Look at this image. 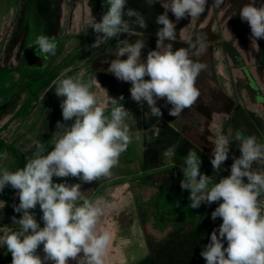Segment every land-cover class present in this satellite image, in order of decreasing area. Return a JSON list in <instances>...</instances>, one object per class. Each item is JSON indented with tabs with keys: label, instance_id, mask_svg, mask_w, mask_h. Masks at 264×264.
Here are the masks:
<instances>
[{
	"label": "clouds",
	"instance_id": "9594fccd",
	"mask_svg": "<svg viewBox=\"0 0 264 264\" xmlns=\"http://www.w3.org/2000/svg\"><path fill=\"white\" fill-rule=\"evenodd\" d=\"M147 2L151 5L157 0ZM159 2L165 11L157 17L156 23L162 27L156 33V48L148 51L146 58L142 59L143 33L133 29V25L146 28V20L137 10L125 11L126 0H106V12L99 22L93 18L90 25L96 33L91 47L98 48L121 34L137 36L135 42L117 39L116 58L111 60L107 71L131 84V99L148 105L146 117L163 115L157 106L161 99L171 105L169 115L178 117L200 96L196 79L206 65L193 56L204 51V39L197 37L189 47L174 51L170 42L175 40L176 24L169 19L168 12L176 21L186 16L198 17L205 11L207 0ZM222 2L217 0L218 4ZM125 15L129 19H125ZM239 16L249 25L251 40L264 39V4L257 6L256 0H249L240 9ZM34 43L39 49L38 56L46 59L56 54L54 36L39 35ZM196 44H199L198 49ZM125 56L126 59H121ZM71 71L66 68L52 84L55 94L63 97L60 103L63 121L74 122L67 125L58 121L57 131L50 141L52 149L48 151L45 144L37 141L36 151L22 168L12 171L0 165V192L9 185L18 190L19 204L13 207L16 213H21L19 219L12 217L16 228L0 227V244L11 253V264H47L49 261L69 264V260L77 264H103L102 257L111 239L109 232H97L106 204L85 196L80 183H55L53 177H74L84 183L110 177L132 142L126 120L133 117L123 104L108 95L109 112L107 105L99 103L92 91L97 79L85 80L83 68L74 76L68 75ZM210 140L214 144L210 160L213 170L219 172L228 160L232 141L239 143L240 155L233 158L230 175L215 183L210 176L201 173L202 161L196 151L190 149L184 157V178L180 187L189 191V206L196 209L202 204L218 203L211 219L222 220L200 255L206 264H264V170L253 167L258 164L264 168V144L241 131H236L234 137L220 134ZM8 159L7 152L0 153V161ZM37 205L42 212L43 227L31 211ZM4 206L5 202L0 201V208ZM41 245L43 258L38 254Z\"/></svg>",
	"mask_w": 264,
	"mask_h": 264
},
{
	"label": "flooded vegetation",
	"instance_id": "af4514ba",
	"mask_svg": "<svg viewBox=\"0 0 264 264\" xmlns=\"http://www.w3.org/2000/svg\"><path fill=\"white\" fill-rule=\"evenodd\" d=\"M66 1L65 6L55 7L54 18H58V21L66 19L69 24L87 23L96 15L97 7L101 4L107 6L106 0ZM38 2L36 11L32 12L30 17L25 14L23 18L26 19L24 20L25 37L19 49L21 54L19 63H23L28 51L37 47L34 41L44 29L42 25L49 18L46 10L54 0H38ZM247 3L249 0H223L221 4H218L217 0H207L205 11L200 16H186L179 21H176L170 11L168 12L169 19L176 24V37L170 42L174 51L181 47H189L197 37L204 39V51L199 56H193L194 60L206 65L196 79L200 96L178 117L169 115L171 105L167 104L165 99L157 101V106L163 113L160 118L146 117L145 113L149 112L148 105L146 102L138 104L131 99L129 91L131 84L118 80L107 71L111 60L116 58L117 39L135 42L137 36L121 34L98 48L91 47L93 51L83 49L85 56L82 61L92 71L91 78L96 79L94 71L99 74L103 70L107 74L103 76L100 73L97 76L98 83L94 86L99 95L107 98L109 95L117 99L127 110L141 107L140 124L145 133L142 137L145 141L142 149L144 161L161 163L168 155H171L172 159H177L180 156V149L185 146H190L191 149L210 157L214 148L210 138L220 134L229 135V131L235 132L237 129L244 134H248L251 128L257 134L262 133L264 39L251 40L249 25L240 19V9ZM261 4H264V0H256L257 6ZM143 5L147 12L148 23L143 29L145 48L142 57L146 58L148 51L156 48V33L159 29L156 19L165 9L159 0L151 5L147 0H126L125 11L129 8L138 11ZM124 18L127 19V16L125 15ZM133 29L141 31L137 25H133ZM88 33V41L93 44L96 33L92 29ZM196 47L198 49L199 44H196ZM126 58V56L121 57V59ZM236 71L239 76L234 75ZM121 96L123 100H120ZM247 103L258 105L261 113L249 110ZM108 111H111V106L108 107Z\"/></svg>",
	"mask_w": 264,
	"mask_h": 264
},
{
	"label": "crops",
	"instance_id": "0c3cea01",
	"mask_svg": "<svg viewBox=\"0 0 264 264\" xmlns=\"http://www.w3.org/2000/svg\"><path fill=\"white\" fill-rule=\"evenodd\" d=\"M75 1L77 2L78 0H74V2ZM57 2L59 3L57 4ZM38 3V0H0V153L7 152L9 156L7 161H0V165L8 167L9 170L12 171L17 168H22L27 159L32 157L33 153L36 151L37 141L45 144L48 151L52 149L53 145L50 141L53 133L57 131L56 124L58 121L66 123L67 125H71L74 122L63 121L62 109L60 107L63 97H58L55 94V86L52 82L60 76L61 72L66 68L77 65H80V67L73 68L72 71L68 73L69 76L76 75L83 68L86 70L84 79L88 80L91 78L92 71L83 64L82 59L85 54H83L82 51L85 48L89 51H93V49H91L92 44L88 41V32L91 30L90 25L93 22V18L96 21H100L102 15L107 10V6L101 4L96 8V15L92 16V20L90 19V21L83 24L79 22L69 24L66 19H64V21H58V18H54L55 7L59 5L65 6L67 1L54 0L50 7H46V15H48L50 19L48 18L47 21L43 23L42 27L44 26V29L40 32V35L55 37V42L57 44L56 54L49 55L45 59L42 56H38L39 49L35 47L25 54L23 63H19L21 57L19 49L25 37L24 20L26 19L23 20V18H25V14H28L30 17L32 12L36 11L35 8ZM144 6L145 5H143V7L141 6L142 8H139L138 11L144 16L147 23V12ZM127 19L129 18L127 17ZM157 27L161 28L162 25L157 24ZM141 31L144 32L145 30L141 29ZM143 58L145 57H142V59ZM35 72H37L40 77L34 79L32 75H34ZM234 75L239 76L237 71L234 72ZM22 77H24V80H22ZM20 79L24 81L23 84L19 83ZM92 91L96 94L98 102L101 103L102 96L99 95L94 84ZM247 105L249 110L261 113V110L258 109V105L253 103H247ZM39 106L41 107L39 108ZM53 108H56L55 113L58 117H54L55 115L50 112ZM128 110L130 111V115L136 110H140V114H142L141 107ZM130 120H126V123L130 128L133 139L127 150L121 155L118 166L112 169V175L107 178L102 177V180L99 178L100 182L97 179L91 183H85L87 187H91V185L94 184L98 186L96 190L92 188L91 190L86 189L85 192L82 191L90 200H101L100 193H102V191H115L118 186L125 184L126 180L129 178L133 182L132 184H137L136 182L141 181H137V178V180H134L133 177L135 178V176H143L146 174L147 179H151L150 175L152 172L158 169H165V167L169 165H164L163 161L161 162L162 164H155L153 161H144L142 149L145 141L142 140V137L145 133L140 124L141 115L137 122L132 118ZM261 120L263 124L261 127V134L253 132L252 128L250 129L251 133H242L245 136H255L258 143L264 144V119L262 118ZM138 127L140 128L139 132L137 131ZM236 131H229V135L234 137ZM137 135H139V139H136ZM183 148H186V151L184 150L182 154L181 149ZM183 148L180 149V156L174 159L178 167H181V171L182 168L185 167L184 157L187 156L189 149H191L190 146H185ZM191 150H193V148ZM196 152L202 161L200 168L201 173L210 176L212 183L218 182L220 178L228 176L230 174V166L233 163V158L239 157L240 155L239 143L232 141L230 143L229 158L221 167V170L217 172L213 170L210 162L212 154L209 157L199 151ZM138 156H140L142 170L134 172L137 170ZM254 165L253 167L256 170H264L260 165ZM53 181L55 183L68 184L83 182L74 177H53ZM106 184L108 185L106 186ZM132 184L130 189L138 193L136 186ZM9 187L11 186H6L4 190L0 192V201L5 202V206L0 208V227L7 225L16 228L17 226L12 224V217L15 216L19 219L21 216V213H16L13 207L19 204L18 190L10 191L8 189ZM143 187L146 191L147 186L144 185ZM141 197H146V195ZM182 197L186 199L189 208L187 211L184 210V213L192 212L194 209L189 206V196L186 197L182 195ZM104 203H106V201ZM216 206H218V203L213 206V209L212 207L206 209L200 206L195 210L199 211L202 209L207 210V212H212L215 210ZM31 211L34 213L37 222L43 227V221L41 219L42 212L39 206L37 205V207ZM205 214L206 213H203V215ZM187 215L188 217L191 216V214ZM38 254L43 258L44 252L42 245L38 249ZM11 260V253L7 251L5 246L0 244V264H11ZM47 264H52V262L49 261Z\"/></svg>",
	"mask_w": 264,
	"mask_h": 264
},
{
	"label": "rangeland",
	"instance_id": "374dc122",
	"mask_svg": "<svg viewBox=\"0 0 264 264\" xmlns=\"http://www.w3.org/2000/svg\"><path fill=\"white\" fill-rule=\"evenodd\" d=\"M32 77L36 79L40 75L35 72ZM19 83L23 84L24 81L20 79ZM55 109L53 108L50 112L55 115L54 117H58ZM140 115V110H136L130 117H133L132 119L137 122ZM137 131H140L139 127ZM184 150L186 151V148L181 149L182 154ZM137 162V170L134 172L142 170L140 156H138ZM163 164L169 165L165 169L152 172L151 179H147L146 174L135 176V178L133 177L134 180H141L136 182L137 184H132L133 182L129 178L125 184L118 186L115 191H102L100 193L101 200L106 201V207L104 215L101 216L97 226V232L107 231L111 236L102 257L103 264H156L154 256L157 253L164 256V260L160 261L162 264H206V261L200 255L206 244L202 242L198 236L199 234H192L189 239L179 241L174 249L171 246L169 241L171 230L175 231L176 228L182 226L181 232H192L194 229L193 223L196 224L199 220L205 228H208L205 224L209 219L202 217L203 213H208L207 210L196 211L194 209L190 213H184V210L187 211L189 208L186 199L182 195L188 197L189 191L182 190L180 187V182L184 178L181 167H178L171 155L164 157ZM80 184L83 192L92 188L96 190L98 187L95 184L87 187L84 182H80ZM131 184L136 186L138 193L130 189ZM144 185L147 186L146 191ZM143 195H146V197H141ZM215 204H202L201 207L206 209L212 207L213 209ZM187 214H191V216L188 217ZM188 220H191V222ZM185 221H188L186 227L183 225ZM161 238H166L165 243L160 247L163 248V252L152 250L151 246ZM186 252H189V255H186ZM69 264H77V261L69 260Z\"/></svg>",
	"mask_w": 264,
	"mask_h": 264
},
{
	"label": "trees",
	"instance_id": "16d2710c",
	"mask_svg": "<svg viewBox=\"0 0 264 264\" xmlns=\"http://www.w3.org/2000/svg\"><path fill=\"white\" fill-rule=\"evenodd\" d=\"M10 191H13L15 189L9 187L8 188ZM211 213L210 211H208L207 214L203 215L202 217H207L209 220H207L205 226L208 227V228H205L204 225L201 223V220L198 221V223H193V231L192 232H189L187 233L186 231H183L181 232L180 229L182 228V226H179L178 228H176V230H171L170 231V239L169 241L171 242V246L173 247V249L175 248V246H177L178 242L179 241H185L186 239H189L190 237H192V234H199L198 236L200 237V239L202 240V242L204 244H208L209 243V240H210V235L212 233V229H218L219 225L222 223V220L220 218H217L215 221H213L211 219ZM191 222V220H188ZM188 221H185V223L183 224L184 227H186V223ZM209 221V222H208ZM193 222V221H192ZM213 225L212 227H210L211 225ZM182 230V229H181ZM190 233H191V236H190ZM184 236V237H183ZM183 237V238H182ZM166 239V238H165ZM165 239L161 238V240H159L158 242H155V244H153L151 247H152V250L154 251H160V252H163V248H160L164 243H165ZM167 239V240H168ZM227 246V243L225 241V247ZM187 254L186 255H189V252H186ZM185 255V256H186ZM163 255L162 254H156L154 256V262L156 264H162L160 261L164 260L163 259ZM175 259H177L175 257ZM153 260V258H152ZM171 264H175V263H171Z\"/></svg>",
	"mask_w": 264,
	"mask_h": 264
},
{
	"label": "water",
	"instance_id": "95a60500",
	"mask_svg": "<svg viewBox=\"0 0 264 264\" xmlns=\"http://www.w3.org/2000/svg\"><path fill=\"white\" fill-rule=\"evenodd\" d=\"M134 31H137V32H142V31H140V30H134ZM143 33V36H145V33L144 32H142ZM75 67H80V65H77V66H73V67H71V69H73V68H75ZM100 71V70H99ZM101 75H103V76H106L107 74L103 71V70H101ZM99 73V74H100ZM96 71H94V77L97 79V76L99 75ZM22 80H24V77H22ZM94 85H96V83H94ZM107 100H108V98L106 97V96H103L102 95V102H101V104H104V105H107ZM110 105H107V107H109Z\"/></svg>",
	"mask_w": 264,
	"mask_h": 264
}]
</instances>
